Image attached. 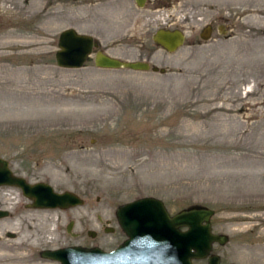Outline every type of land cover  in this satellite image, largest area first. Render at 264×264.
<instances>
[{
    "label": "rangeland",
    "instance_id": "rangeland-1",
    "mask_svg": "<svg viewBox=\"0 0 264 264\" xmlns=\"http://www.w3.org/2000/svg\"><path fill=\"white\" fill-rule=\"evenodd\" d=\"M65 29L156 71L99 69L94 54L59 68ZM159 29L180 30L184 45L165 52L152 40ZM0 159L83 202L34 209L0 186V264H59L40 254L69 247L112 252L126 239L116 210L142 198L170 217L213 211L211 233L227 242L194 264H264V0H0Z\"/></svg>",
    "mask_w": 264,
    "mask_h": 264
},
{
    "label": "water",
    "instance_id": "water-1",
    "mask_svg": "<svg viewBox=\"0 0 264 264\" xmlns=\"http://www.w3.org/2000/svg\"><path fill=\"white\" fill-rule=\"evenodd\" d=\"M136 4L142 7L144 0H136ZM210 32L207 28L201 39H208ZM152 40L165 52L174 53L184 45L185 35L180 30L159 29ZM98 47L99 43L92 36L65 29L58 37L56 65L62 69H81ZM93 61L95 67L104 70L156 71L149 63L121 61L100 50L95 52ZM0 186L20 189L23 196L32 201L34 209L66 210L83 204L73 193H55L48 184H29L14 176L2 159ZM212 214L211 210L196 208L170 217L161 201L142 198L116 210V219L127 238L114 251L69 247L43 251L40 256L59 264H194L193 259L207 257L213 243L227 242V237L211 233L209 218ZM5 216L7 212L0 211V218ZM181 227L186 230L181 231ZM207 264H219V258L211 256Z\"/></svg>",
    "mask_w": 264,
    "mask_h": 264
},
{
    "label": "bare ground",
    "instance_id": "bare-ground-1",
    "mask_svg": "<svg viewBox=\"0 0 264 264\" xmlns=\"http://www.w3.org/2000/svg\"><path fill=\"white\" fill-rule=\"evenodd\" d=\"M95 119V118H94ZM94 119H92V121L94 120ZM156 124V126H157V123H155ZM7 195V194H6ZM15 196H16V194H15ZM51 210V209H50Z\"/></svg>",
    "mask_w": 264,
    "mask_h": 264
}]
</instances>
